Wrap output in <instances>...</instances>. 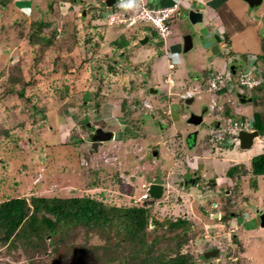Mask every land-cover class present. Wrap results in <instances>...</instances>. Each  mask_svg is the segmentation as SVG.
<instances>
[{
  "label": "rangeland",
  "instance_id": "obj_1",
  "mask_svg": "<svg viewBox=\"0 0 264 264\" xmlns=\"http://www.w3.org/2000/svg\"><path fill=\"white\" fill-rule=\"evenodd\" d=\"M95 1L8 0L4 6L0 4V86L5 88L12 86L7 80L8 75L12 73L14 75L20 73L23 76L15 85L13 94L0 98V122L14 130L10 131L12 138L8 139L10 143L6 146L3 144L5 137L0 135V200L13 193L27 199L47 194L79 198L89 196L103 201L108 206H146L151 208L154 217L161 222L168 218L171 221L176 218L194 221V229L188 232L190 238L188 243L181 246L183 250L193 252L197 256L198 264L226 262L264 264V228L258 225V218L255 217L259 209L264 212V178L257 176L256 184L252 186L248 180L252 176L248 160L252 155L262 152L264 134L261 132L259 138L246 150L238 148L232 150L225 146L220 150L221 153L210 156L208 131L207 128H203L204 124L219 118L221 125L227 129L232 126L231 120L236 117L246 116L251 119L253 109L261 113L264 119V86L260 93L247 91L248 94H253V97L260 96L262 99L258 101L253 98L252 101L241 104L237 102L235 92L225 93L220 98L218 96V103L222 102L217 104L215 109L221 106L222 115L217 112L205 114L202 122L195 126L199 129L196 147L187 151L180 149V145H175L173 139L175 132L179 131V135H182L181 130L185 128L180 114L198 112L200 106L209 104L211 99L209 92L203 89L194 91L191 104L182 101V96L189 86L201 84V79L206 78L210 72L221 75L224 72L221 66L226 59L225 55H219V62L218 56L212 55V58L216 59L210 64L208 63L210 57H202L194 50L183 54L176 34L181 31L184 20L177 19L175 15L170 19L172 34L165 42L147 23L146 32L151 34L149 40L143 45L137 42L132 47L125 24L106 25L107 15L113 14L115 9L105 11L106 8L95 6ZM124 1L126 3L123 5L128 9L129 0ZM177 1L180 4L179 0L152 2L155 7H164ZM189 3L194 9L204 8L203 0L188 4L183 2L180 6H187ZM212 3L217 4L216 7L220 4L224 6H220L219 9V12H223L224 25H219V22L211 18L212 12H206L208 18L204 15L200 27L207 26L210 30L216 23L217 32L224 37L222 45L233 52V55L238 54L234 56L237 57L235 60L241 61L244 64L243 70H246L253 63L255 56L264 51L261 41L263 36L260 33L264 25V0L257 9L246 7L242 0H216ZM229 9H233L236 14L232 16ZM132 11L133 8L130 6L129 12ZM121 13L122 11L119 14ZM122 17L121 15L120 18ZM39 20L49 24L36 28L34 23ZM225 26L228 27L226 32L223 28ZM132 27H129L131 28L129 31L138 26ZM30 30L46 34L48 43L32 42L27 37ZM55 30L56 34H53ZM139 30L140 28L136 32ZM153 34L160 42L152 37ZM113 41H119L124 49L123 54L119 53L120 47L116 46L117 50H112ZM163 45L164 49H168L166 52ZM159 48L161 49L157 55H163L162 57L154 55ZM140 57L145 59L143 63L139 61ZM111 58L125 67L118 65L114 70L115 65L111 63L110 71H107L105 68ZM169 64H172L174 70L169 69ZM56 66L60 71H54ZM64 66L71 69V73H64ZM217 67L219 70H210ZM16 68H20L21 71L17 73ZM47 70L51 74L50 81L49 79L47 81L52 86L46 85L42 88L41 79ZM89 74L101 77L99 80L90 81ZM23 80L30 82L25 94L39 92L46 95L44 100L47 101L40 105L42 110L34 122L30 115L21 112L26 102L16 93L19 88L25 87ZM62 83L71 84L72 87ZM138 84H143L141 92L136 91V88H140ZM61 85L71 88L69 97L62 99V93H54V88H60ZM148 85L153 86L158 93L152 94L149 90L147 92L149 95L142 98L143 88ZM139 96L144 102L137 105L134 100ZM173 98H178L176 107L180 106L179 111L173 105L168 106ZM122 100L129 105L131 111L127 118L131 122L126 125L125 121L120 119V115L115 113L118 110V103ZM150 100L152 105L149 104ZM230 108L234 111L228 118L226 116ZM143 114L153 118L144 119L145 123L141 124L139 118ZM174 114L176 117H173ZM154 116L162 121L164 132L162 130L152 132L151 119H155ZM82 119H87L85 122L90 126L110 124L115 133L118 130V139L105 144L97 152L89 153L87 137L89 132L85 122V126L82 125ZM21 122H24L26 129L31 131L29 134L26 133L27 140L24 135L14 142L12 139H16ZM128 125H135L136 130L128 129ZM187 129H194V125L189 124ZM149 134L155 137L156 141ZM159 140L161 146L158 151L163 164L157 166L158 162L150 151L157 150ZM12 151L15 152L13 156ZM192 157L194 158L192 165H201L207 177L216 176L219 179L226 167L231 164V159L247 160V163H244L246 166L244 173L240 174L241 177L235 183L218 181V186L221 185L227 189L226 192H230L228 196L220 192V196H223L221 200H225L223 210L227 207V213L233 211L234 215H237L231 224L221 225L220 221L207 217L201 210L207 207V211L214 212L216 207L212 206V201L216 202L214 199L218 197H215L217 186L193 199L185 189L177 185L182 177L181 172L187 168V160H191ZM157 167L163 172H156ZM122 170H127L128 173L123 175ZM162 174L166 176L163 178L166 190L162 197L157 200L151 198L144 200L143 196L146 193L144 186L154 179L157 180ZM128 175L135 176V179L131 180ZM253 187L256 190H252ZM199 190L200 188L195 187L191 192L197 193ZM211 248L219 249L218 257L207 261L199 259L200 254ZM6 263L28 264V259L19 250L6 253L4 249H0V264Z\"/></svg>",
  "mask_w": 264,
  "mask_h": 264
},
{
  "label": "trees",
  "instance_id": "obj_2",
  "mask_svg": "<svg viewBox=\"0 0 264 264\" xmlns=\"http://www.w3.org/2000/svg\"><path fill=\"white\" fill-rule=\"evenodd\" d=\"M7 1L0 0L1 6ZM146 4L151 3L147 1ZM34 24L36 28H41L42 25L46 26L49 23L39 20ZM53 34H56V30ZM45 35L30 30L27 37L32 42L42 41L46 44L48 41ZM111 65V61L108 62L105 69L110 71ZM114 65L115 70L120 64ZM55 68V72L60 71L57 66ZM64 68V73H71V69L65 66ZM16 70L17 73L21 71L20 68ZM50 76L49 70L43 74L42 88L46 85L52 86L48 83ZM99 77L101 76L89 74L90 81L99 80ZM22 78L20 73L8 75L7 80L12 86L10 88L0 86V98L13 94L15 85ZM62 84L72 87L68 83ZM29 85V81L25 82V87L19 88L16 93L26 102L21 112L30 115L34 122L42 110L40 105L42 103L44 105L47 100H44L46 95L39 92L25 94V89ZM63 85L54 88L55 94L62 93V99L71 95L69 92L71 88H65ZM260 115L261 113L257 112L253 125L264 134V119L260 118ZM85 121L87 119L81 120L82 125ZM19 125V131L26 132L20 134L22 132L18 131L16 139H12L14 142L31 131L26 129L24 122ZM10 131L14 130L0 122V135L5 137L3 140L5 146L10 143L8 139L12 138ZM11 154L13 156L15 152L12 151ZM251 165L254 174L263 175L264 152L254 157ZM148 198L151 197L143 199ZM228 216L226 213L225 217ZM211 219L216 221L214 218ZM193 226L194 221L188 218H176L172 221L168 218L161 222L154 217L151 208L146 206H108L103 201L89 196L79 198L46 194L27 199L13 193L0 200V249H4L6 253L19 250L28 259V264H198L197 256L193 252L183 250L181 246L188 243L190 239L188 232L194 229ZM94 239L96 241H93ZM198 257L202 261H207L203 254Z\"/></svg>",
  "mask_w": 264,
  "mask_h": 264
},
{
  "label": "flooded vegetation",
  "instance_id": "obj_3",
  "mask_svg": "<svg viewBox=\"0 0 264 264\" xmlns=\"http://www.w3.org/2000/svg\"><path fill=\"white\" fill-rule=\"evenodd\" d=\"M103 1L104 0H96L94 2V5L97 6L98 8H104L105 6H101V3ZM160 1L161 0H153V2H160ZM179 1H180V4H182L183 2L185 4H188V2H193V1L198 2V0H179ZM207 1H211V0H203L204 8L203 9L197 8L195 10L201 11L203 13V15H205V18H207V15H206L207 8L210 7L211 12L212 13L213 12L215 13V16L214 17H211V18H214V20H215V18H217L218 21H219V23L221 25H224V22H223L224 20L222 19L223 18V16H222L223 12L222 13L219 12L220 6L221 7H224V6H222L221 4L219 5V7H216L217 4L215 6L214 5L212 6L211 4H207L206 5V3H208ZM150 2H152V0ZM262 2H263V0H262ZM262 2H261V4H262ZM220 3H222V1H220ZM174 4L176 5V10H175V12H174L173 15L176 16L177 13L179 11H181V9L183 7L180 6V4H179L178 1L175 2ZM261 4L258 5V6H255V7L251 8V9H257L259 6H261ZM187 6H189L192 9H194L192 7V5L190 6V3ZM245 6L248 7L247 4ZM106 8L110 9L112 7H106ZM229 10H230V13H231L232 16L236 14L233 11V9H229ZM226 12H227V10H226ZM135 25H137L138 27H136L134 30L129 31L131 28H133L132 26H135ZM167 25H168V28H169V37H170L171 34H172V28L170 26L171 25V21H169L167 23ZM204 26H202V27H204ZM126 27H127V30H128V32H127L128 37H130L129 38L130 39V43H131L130 46H132V47H133V45L135 43H137V42L139 43V41L141 39H143L145 36L148 37L147 41L149 40V38L151 36L150 32H146V29L148 28L146 23H136V24H133L131 26L130 25H126ZM129 27H131V28H129ZM263 27H264V25L262 26V28L260 30L261 31L260 33L262 34V36H263V33H262ZM138 28H140V30L136 32V30ZM151 28L153 29L154 32H156L153 27H151ZM223 28H224V32H226V30L228 29L227 26H225ZM186 34L191 35V38L193 40V47L191 49H189L188 52H183V54L184 53L187 54L191 50H194V51H196V53H199L202 57H205V56L210 57V60L208 61V63L213 64L214 63V59L212 58V55L210 53V47L212 46V44L217 43L218 46H219V48H220L219 53L215 55V56H218V58H219L218 59V62L220 61L219 55H221V56H224L225 55V57H226V59L223 61L224 62L223 66L220 65L221 66V69H223V71H224L222 73V75H223L222 77H224V78L234 77V75L237 72H240L243 69V63L241 61L240 62H237L235 60L237 57L235 58L234 56H237L238 54H235L234 53L235 55H233L232 54L233 52L229 51V49L227 47H225V46L222 45L223 44L222 43V39H224V37L222 35H220V33L217 32V30H216V28L214 26L210 30H208L207 26L204 27V28H201L200 25H191L187 20H184L183 23H182V26H181V31L180 32L178 31V33L176 34V37L179 38V40H180V49H181L180 51H182V37L185 36ZM157 36L161 39L160 35L157 34ZM152 37H154V39H156V37L154 36V34L152 35ZM167 39H165V40H167ZM165 40H162V41L165 42ZM216 40H218V41H216ZM261 41H262V44H263L262 45V48H263L264 47V36H263V39H261ZM116 42L119 43V41H115V42L113 41V42H111V45H113L112 50L115 51V50H117V47H120L122 52L120 51L119 53L120 54H123L124 53V49L122 48V46H119V44L116 43ZM158 42H160V41H158ZM206 48L208 49L207 51H206ZM160 49L161 48H159L158 49V52L154 53V55H157L160 52ZM163 50L166 52L168 49H164V45H163ZM261 53H263V51H260L259 54H261ZM157 56L158 57H162L163 55H157ZM257 57H260V55H257ZM140 58H141V60H139V61L143 63V61H145V59L143 57H140ZM111 63L116 64V60L115 59L112 60V58H111ZM259 63H261V60L259 61ZM217 68H212V69L219 70V68L218 69ZM172 70H174V67H172ZM156 84H158V83H156ZM142 85L143 84H141V85L138 84V87H140V88H136V91H139L140 90L139 92H141ZM128 89L130 90V87ZM149 90H150V92L152 94L158 93L157 90L155 88H153V86L148 85L147 87L145 86V88H143L142 98H143V96L149 95L147 93ZM135 95H136V93H134V96ZM260 99H262V98H260ZM164 100H165V102L167 101L166 98H164ZM122 101H120V103H118V105H119L118 106V110L115 111V113L116 114L118 113L120 115V119L122 121H125V125H126V123H130L131 122L130 120L127 119V118H129L128 116H129V113L131 111L129 110V105H127V103L124 100H122ZM134 101L137 102V105H140V104H142L144 102V99H141V96H139ZM256 101H258V99ZM171 102H172V104H171ZM171 102H170V104L167 103L168 106L171 107V105H173L174 108L177 111H179L178 108L180 106H177L176 107V103H178V98H175V99L173 98L171 100ZM149 104H151V100H150ZM205 106L206 105L200 106V109L198 110V112L196 111L194 113L200 114L202 112L203 115H205L206 112H207V108H206L207 106L206 107ZM232 111H234V110H231L230 111V109H229V112L230 113ZM162 112L163 113H166L165 111H162ZM171 112L172 111H169V113H171ZM161 115H163V114H161ZM189 115L187 113L186 114H183V115L180 114V117L182 116V118H183L182 121L184 122L183 123V127H185V128H184V130L183 129L181 130L182 131V135L181 134L179 135L180 132L178 131V132H175V134H174L175 136H177V138L175 136L173 138L175 140V145L178 146V144H179L180 145L179 148L180 149H185L186 151L189 150V149H191V148H193V147L194 148L196 147L197 142H198L197 137H198V133H199L198 127H195L196 125H194V129H187L186 130V128H188L189 127V124H190L188 121H186L188 119ZM250 116L252 118L251 123H254V121H255V118L254 117L257 116V110L256 109H253V111L251 112V115ZM173 117H176V115L174 114ZM147 118L150 119V118H153V117H150V116H147V115H144L143 114L142 117L139 118L140 123L141 124H144L145 123V120L144 119H147ZM154 118L155 119H151L152 120L151 121L152 122L151 127L153 128L152 129V132L154 130H156L157 132H160V130H162L164 132V129L165 128H164V125H163L162 121L160 120V118L156 119L155 116H154ZM260 118H262L261 115H260ZM177 119H175V122L177 121ZM85 124H86V128H87V132H89V134L87 136L88 137V140H89V143L88 144H89V148H90L89 153L97 152V150L100 149V148H103V146L105 144L109 143L110 141H116V139H118V130H117V133H115L114 129L112 128L113 126H111L110 124H109V126H107V125L105 126V125H101V124L100 125L99 124H95V125L93 124V125L90 126V124L88 122H85ZM190 125H193V124H190ZM254 125H255V123H254ZM254 125L251 128V130H257L258 133H259V135H260L261 134L260 130L256 126H254ZM203 128H207V131H208V139H207V142H209L208 145H209V152L211 153L210 156H213L214 153H219V152L221 153L220 150L223 149V148H225V146H229V148L230 149L232 148V150L234 148L241 149L239 147V141L234 138V134H232L230 132V128L227 127V129H224V127L221 125V122L220 121L216 120V121L211 122V123L208 122V124L207 123L204 124ZM128 129H130V130H136V126L135 125H133V126L132 125H130V126L128 125ZM128 129H127V131H130ZM100 130H102L104 132H112V134H113L112 138L109 139V140H104V141L103 140H98V139L95 140V137L96 136H102L103 135V133H100ZM224 131L225 132L227 131L226 133H228V132H230V133L225 135L224 134L225 133ZM145 133L146 132H144V134ZM151 134H149V136L152 137L153 140H155V137L151 136ZM157 143L159 145L160 140ZM160 146L161 145H159L157 147V150H151L150 151V154H152V156L158 162L157 166L163 164V159L161 158V155H159L160 152L158 151V148ZM263 152H264V147H263L262 152L256 153V154L252 155L249 158L248 163H249V165H250L251 168H252L251 160L254 157L262 154ZM207 157L209 158V156H207ZM193 161H194V158L193 157H192L191 160H187V162H186V163H188V165L186 164L187 165V168L181 172L182 173V177L178 181V184L177 185L181 186L182 189H185L186 192H187V194H189L190 198H193V199H195V197L198 196L199 194L202 195L203 193H207L208 191L213 190L217 186L218 190L215 189L217 191L215 197H217V196L218 197L214 199V200H216V202L212 201V203H213L212 206L213 207H216V209L214 210L213 213H210L209 211H207V207L205 209L204 208H201V210L203 211L204 215H206L207 217H212V218L216 219V221L217 220L220 221L219 223H221V225H227V224L229 225V224H231L233 222V220L235 218H237V215L235 216L234 213H233V211L232 212L229 211L228 212V215H229L228 218L225 217V215L227 213L226 212L227 207H225V209L223 210V206L222 205H223V202L225 200L224 201L221 200V199H223V198H221L223 196H220V192L223 195H225V196L230 195L229 194L230 192H226L227 189H225L221 185L218 186V181L220 180V182H226V183L230 181L232 183H235L241 177L240 174L244 173V170H245V167H246L244 163H247L246 162L247 160L241 159V158L239 160H232L231 159V164L228 167H226V170H225L223 176H221V179H219L216 176H214V177H207L206 172L205 171H202L201 165H199V166L192 165ZM156 169H157V170H155L156 172H158V171H161L159 173H162L163 172L162 170H159L158 167ZM251 172H252V169H251ZM122 173H123V175H126L128 172H127V170H122ZM257 176H263V178H264V174L263 175H259V174L257 175V174H254L252 172V176L248 178L251 186H252V184L253 185L256 184L255 181H257L256 180V177ZM128 177L132 178L131 180H133V178L135 179V176L133 177V176L128 175ZM164 177L166 178V176H164L162 174V175H160L159 178H157V180L154 179V181L150 182L149 184H152V183H161V185L163 186V192H164L166 190V187L164 185L165 184L164 183V179H163ZM251 186H249V187L251 188ZM195 187L196 188H200L201 191L199 190L197 193L191 192V189H193ZM144 188H145L144 190H146V188H148V184H147V186L145 185ZM252 190H256V189L254 188ZM261 215H263V217H264V212L259 209V211L256 213L255 217L257 216L258 221H259L258 222V225H260V226H261V220H260ZM222 222H223V224H222ZM262 228H264V227H262ZM211 249H213V248H211Z\"/></svg>",
  "mask_w": 264,
  "mask_h": 264
},
{
  "label": "built area",
  "instance_id": "obj_4",
  "mask_svg": "<svg viewBox=\"0 0 264 264\" xmlns=\"http://www.w3.org/2000/svg\"><path fill=\"white\" fill-rule=\"evenodd\" d=\"M128 7L132 6L133 11H125L120 9H115L113 14H108L107 17V25L111 26L114 24H125V25H133L136 23H148L151 27L156 30V32L160 35L161 38L166 39L169 34V28L167 22L169 21L171 15L174 13L176 9V5L173 4L171 6H150L146 4L144 0H129ZM122 11L121 14H119ZM123 16L120 18V16ZM256 76V79L253 80V72ZM246 73L240 74V76L235 80L234 77L224 78L222 75L211 74L207 80L206 87L208 91H212L213 93L219 90H232L234 88H238L241 91V87L243 86H253L255 85L260 78V70L253 67ZM193 94V90L189 89L182 96L183 98H187ZM213 110H215L214 106H211ZM248 119H244L241 121H233L234 130L238 129H247L249 127ZM147 197V193L144 194L143 198Z\"/></svg>",
  "mask_w": 264,
  "mask_h": 264
},
{
  "label": "water",
  "instance_id": "obj_5",
  "mask_svg": "<svg viewBox=\"0 0 264 264\" xmlns=\"http://www.w3.org/2000/svg\"><path fill=\"white\" fill-rule=\"evenodd\" d=\"M243 2H245L247 4V6L249 8H253L255 6H258L261 4L262 0H242ZM116 0H104L101 3V6L105 5V6H113L115 4ZM188 6H183V8L181 9V11H179L176 15V18L179 20H187L191 25H200L202 24L203 20H204V15L201 11L192 9V8H187ZM83 14H85V12H83ZM263 36H264V27L262 30ZM148 37L145 36L143 39H141L139 41V43L141 45L145 44V42L147 41ZM218 41V40H216ZM193 47V40L191 38V35L186 34L185 36L182 37V52H188L189 49H191ZM208 49L206 48V51ZM220 51V48L218 46L217 43L212 44V46L210 47V53L211 55L215 56L216 54H218ZM237 98L239 99L238 101L241 103H245V102H250L251 101V97L245 98L244 95L241 94H237ZM193 102V98H188L185 100L186 104H191ZM202 112L200 114H195V113H191L188 117V119L186 121H188L190 124L193 125H199L202 121L201 119H203L202 116ZM100 133H103L102 136H96L95 140H109L112 138L113 134L112 132H104L102 130H100ZM259 133L257 130H252V131H246V130H238L237 133L234 135V138L237 139L239 141V147L242 150L248 149L253 145V141L255 138H258ZM147 194L149 195V197L153 198V199H160L163 195V186L161 185V183H152V184H148V188H147ZM261 227H264V217L263 215H261ZM219 249L218 248H213L211 250H206L203 253V257L205 259H209V258H216L219 256L218 253Z\"/></svg>",
  "mask_w": 264,
  "mask_h": 264
},
{
  "label": "clouds",
  "instance_id": "obj_6",
  "mask_svg": "<svg viewBox=\"0 0 264 264\" xmlns=\"http://www.w3.org/2000/svg\"><path fill=\"white\" fill-rule=\"evenodd\" d=\"M151 1V0H150ZM126 3V1H124V0H116V2H115V4L113 5V6H110V7H112V8H110V9H120V10H125L126 12L127 11H129V7H128V9H126V7L123 5V4H125ZM151 4H148V5H150V6H154L153 5V2H150ZM130 3H129V1H128V5H129ZM103 6H105V5H103ZM171 6V5H170ZM106 7H108V6H105L104 8H106ZM108 8H106L105 9V11L107 10ZM176 10V9H175ZM175 12V11H174ZM174 14V13H173ZM172 14V15H173ZM171 15V16H172ZM170 19H171V17H170ZM170 19H169V21H170ZM168 21V22H169ZM167 22V23H168ZM147 24V23H146ZM107 25V24H106ZM150 25V24H149ZM107 26H109V25H107ZM112 26V25H111ZM151 26V25H150ZM156 31V30H155ZM157 33V32H156ZM158 34V33H157ZM159 35V34H158ZM169 37V34H168V36H167V38ZM166 38V39H167ZM162 40H165V39H163V38H161ZM235 53V52H234ZM258 55H260V57H257V55L255 56V58H254V60H253V63L246 69V70H241L240 72H237L235 75H234V78H235V80L240 76V74H242V73H246V72H248L249 70H251L253 67H255L256 69H258V70H260V72H261V74H260V78H259V81L255 84V85H253V86H251V87H249V86H243V87H241L242 89H241V91H239L238 90V88L236 89V88H234V89H232V90H226V89H223V90H219V91H217V92H215V93H213L212 91H208L207 90V85H206V83H207V80H208V78H209V76L211 75V74H216L215 72H210L209 74H207L206 75V78H202L201 80H202V83L201 84H197V85H191V86H189V88H188V90L189 89H191V90H193V94L191 95V96H189V97H187V98H183L182 99V101L184 100H186V99H188V98H193L194 99V94H195V92L194 91H200V89H203V90H205V91H207V92H209V94L211 95V99H210V103L209 104H205L206 106V108H207V112H206V114L207 113H209V112H212V113H215V112H217L218 114L220 113L221 115H222V108H221V106H219V108L217 107L215 110H213L212 108H211V106H216L217 104H219L220 102H222V101H220L219 103H218V101H217V97L219 96V98L222 96V95H224L225 93H228L229 94V92H235L234 94H235V96H236V98H237V94H241V95H244L245 96V98H248V97H251V101H252V99L253 98H255V100H257V98H261L260 96L259 97H253V94H248V90H252L253 91V93L254 92H257V93H260V90H261V88L264 86V51H263V53H261V54H258ZM261 60V63H259V61ZM172 64H169V69L170 70H172ZM243 68H244V64H243ZM209 69V68H208ZM210 70H213L212 68H210ZM209 70V71H210ZM215 71V70H214ZM251 72H253V80L254 79H256V76H255V74H254V71L253 70H251ZM204 73H206V71L204 72ZM222 75V74H221ZM223 76V75H222ZM171 81H172V79H171ZM239 99L237 98V102H239L238 101ZM241 103V102H240ZM245 103H247V102H245ZM241 104H244V103H241ZM223 108H224V105H223ZM231 110H232V108H230ZM195 114H198V113H195ZM217 114V115H218ZM202 116H204L203 114H202ZM229 116H230V112H228L227 113V116L226 117H228L229 118ZM251 117V116H250ZM248 119L247 121H248V123H251V120H252V118L250 119L249 117H246V116H239V117H236L235 119H232L231 120V123L233 122V121H241V120H244V119ZM218 121H220V119L218 118ZM196 126H198V125H196ZM253 127V123H251V125H249V127L247 128V129H238V130H246V131H252L251 130V128ZM230 128V132L232 133V134H236L237 133V131L238 130H234V128H233V123H232V126H230L229 127ZM225 132V131H224ZM227 132V131H226ZM224 133L225 135L226 134H228V133ZM258 138H259V136H258ZM256 139V138H255ZM146 193H147V188H146ZM147 196H149L148 194H147Z\"/></svg>",
  "mask_w": 264,
  "mask_h": 264
},
{
  "label": "crops",
  "instance_id": "obj_7",
  "mask_svg": "<svg viewBox=\"0 0 264 264\" xmlns=\"http://www.w3.org/2000/svg\"><path fill=\"white\" fill-rule=\"evenodd\" d=\"M215 1H216V0L207 1L208 3H206V5H207V4H211L212 6H213V5L215 6L216 4H215V3H214V4L212 3V2H215ZM160 2H162V0H161ZM157 3H159V2H157ZM207 12L211 13V9H210V7L207 8ZM206 15H207V13H206ZM214 16H215V13L213 12V13H212V17H214ZM207 18H208V15H207ZM215 20H216V22H219L217 18H215ZM219 25H220V23H219ZM214 27L216 28V23H215V26H214ZM216 30H217V28H216ZM215 59H216V58H215ZM215 59H214V60H215Z\"/></svg>",
  "mask_w": 264,
  "mask_h": 264
}]
</instances>
